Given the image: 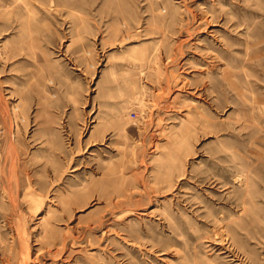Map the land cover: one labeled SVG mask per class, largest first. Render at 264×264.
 I'll use <instances>...</instances> for the list:
<instances>
[{
  "label": "rangeland",
  "instance_id": "374dc122",
  "mask_svg": "<svg viewBox=\"0 0 264 264\" xmlns=\"http://www.w3.org/2000/svg\"><path fill=\"white\" fill-rule=\"evenodd\" d=\"M0 264H264V0H0Z\"/></svg>",
  "mask_w": 264,
  "mask_h": 264
}]
</instances>
